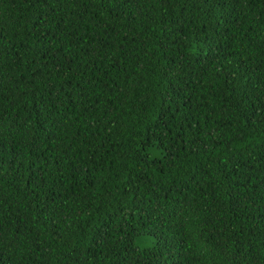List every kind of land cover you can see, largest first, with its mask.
<instances>
[{
  "label": "trees",
  "instance_id": "trees-1",
  "mask_svg": "<svg viewBox=\"0 0 264 264\" xmlns=\"http://www.w3.org/2000/svg\"><path fill=\"white\" fill-rule=\"evenodd\" d=\"M0 264H264V0H0Z\"/></svg>",
  "mask_w": 264,
  "mask_h": 264
}]
</instances>
